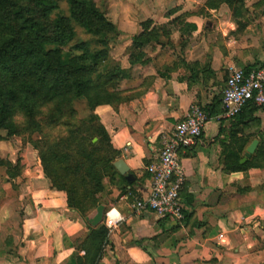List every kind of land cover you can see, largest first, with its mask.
Here are the masks:
<instances>
[{
	"label": "crops",
	"instance_id": "0c3cea01",
	"mask_svg": "<svg viewBox=\"0 0 264 264\" xmlns=\"http://www.w3.org/2000/svg\"><path fill=\"white\" fill-rule=\"evenodd\" d=\"M98 3L99 0H94ZM105 16L142 57L147 87L93 113L116 153L108 190L81 215L65 189L50 186L40 160L24 154L12 181L0 178V264H89L92 230L106 228L95 264H264V105L217 119L232 69L264 64V0H102ZM102 7L101 4H97ZM147 41L133 45L135 37ZM198 104L211 114L200 138L181 151L185 181L180 224L131 204L149 194L146 167L161 136ZM258 145L241 164L252 141ZM18 145L0 141V159L19 162ZM122 159L132 180L114 163ZM114 179L113 184L111 180ZM104 205L97 226L87 222ZM109 217L115 222L105 224ZM95 240V242H93Z\"/></svg>",
	"mask_w": 264,
	"mask_h": 264
},
{
	"label": "trees",
	"instance_id": "16d2710c",
	"mask_svg": "<svg viewBox=\"0 0 264 264\" xmlns=\"http://www.w3.org/2000/svg\"><path fill=\"white\" fill-rule=\"evenodd\" d=\"M58 1L0 0V130L7 129L9 135L19 132L14 117L20 112L41 139H46V132L35 122L37 116L46 126L67 128L70 117L78 113L76 102L80 100L94 110L97 105L127 99L118 95L121 76L117 77L107 65L110 36L120 34L116 26L92 0H67L74 21L70 16L52 19L50 15L58 9ZM72 5L76 14L71 11ZM74 22L89 37L74 45L77 52L63 54L62 46L77 36ZM146 41L143 36L135 37L133 45ZM92 114L97 122L93 111ZM67 137L61 140L65 142ZM68 174L62 180H67ZM53 182L56 188L67 191L68 204L75 207L72 188ZM92 232L97 238V251L89 264H95L106 228L101 225Z\"/></svg>",
	"mask_w": 264,
	"mask_h": 264
},
{
	"label": "rangeland",
	"instance_id": "374dc122",
	"mask_svg": "<svg viewBox=\"0 0 264 264\" xmlns=\"http://www.w3.org/2000/svg\"><path fill=\"white\" fill-rule=\"evenodd\" d=\"M92 1L95 7L105 15L102 0H99L98 3ZM58 2V9L52 12L51 18L70 16L74 21L75 18L74 15H70V6L67 0H59ZM97 4H101L102 7ZM71 8V11L75 13V6L72 5ZM74 29L77 36L74 40L62 46L63 54L70 50L74 53L77 52L78 48L74 45L80 39L83 40L89 37L88 34L84 33L85 30L75 22ZM112 37L113 35L110 36L111 39L108 44V57L110 60L107 62L108 69L113 71L117 77L121 76L118 80L119 89L121 90V92H118L119 98H130L139 94L148 86V83L142 82L137 90L126 91L123 89L132 86L139 79L140 70L134 69V64H142V57L132 52L130 46H126L129 41L128 38L120 35ZM119 100H114V102H119ZM76 109L78 113L70 117L72 120L70 119V126L67 128L46 126L45 122L37 116L35 122L46 132V139H41L40 134L32 126H29L27 123L28 118L23 113H17L14 122L19 132L9 135L7 129L1 128L0 136L2 140L0 141H10L14 147L18 145L17 157L19 162L16 166L11 165L8 167L7 161L0 159V178L3 174H7L10 180L13 181L16 175L23 170L21 159L27 153L30 159L37 162L40 160L42 171L45 178L49 180L50 186H53V181H56L72 188L73 195L76 198L75 209L82 216H86L95 210L96 202L108 190V185L105 184L104 179L106 176H111V168L116 153L109 138L98 128L91 106H86L80 100L76 102ZM69 130L71 131L70 134ZM65 136L68 137L63 142L61 139ZM67 173H69V178L62 180V177ZM113 181L114 179L110 181L111 184H113ZM0 187H3L2 183H0ZM92 237L95 238L96 235L93 233ZM92 244L90 253L94 256L97 245Z\"/></svg>",
	"mask_w": 264,
	"mask_h": 264
},
{
	"label": "built area",
	"instance_id": "2783aa9c",
	"mask_svg": "<svg viewBox=\"0 0 264 264\" xmlns=\"http://www.w3.org/2000/svg\"><path fill=\"white\" fill-rule=\"evenodd\" d=\"M251 104L264 105V64L247 70L230 71L220 99L221 112L216 118H234ZM209 119L208 111L194 103L173 129L161 136L160 150L155 160L146 167L149 194L132 202L134 212L152 211L160 219L178 224L184 221V208L179 197L185 181L181 151L195 144ZM115 222L109 217L105 218L109 228Z\"/></svg>",
	"mask_w": 264,
	"mask_h": 264
},
{
	"label": "water",
	"instance_id": "95a60500",
	"mask_svg": "<svg viewBox=\"0 0 264 264\" xmlns=\"http://www.w3.org/2000/svg\"><path fill=\"white\" fill-rule=\"evenodd\" d=\"M258 145V141L254 140L252 141V143L249 145V147L247 148V151L245 153L244 158L241 160V164L245 163L247 159H249L251 157V155L254 153L256 147ZM114 167L117 169V171L122 174V175H126V179L128 181L132 180V176L128 173V168L125 165L124 161L122 159H118L115 163H114ZM104 211H105V206L104 205H98V207L96 208V213L93 217L91 218H87V222L92 225V226H97L98 224H100L103 220V216H104Z\"/></svg>",
	"mask_w": 264,
	"mask_h": 264
},
{
	"label": "clouds",
	"instance_id": "9594fccd",
	"mask_svg": "<svg viewBox=\"0 0 264 264\" xmlns=\"http://www.w3.org/2000/svg\"><path fill=\"white\" fill-rule=\"evenodd\" d=\"M17 119H18V117H17Z\"/></svg>",
	"mask_w": 264,
	"mask_h": 264
}]
</instances>
